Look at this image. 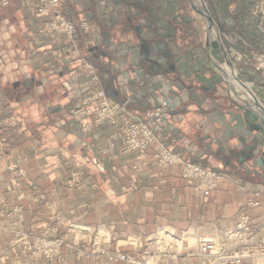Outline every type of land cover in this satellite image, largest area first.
<instances>
[{
  "label": "crops",
  "instance_id": "obj_1",
  "mask_svg": "<svg viewBox=\"0 0 264 264\" xmlns=\"http://www.w3.org/2000/svg\"><path fill=\"white\" fill-rule=\"evenodd\" d=\"M182 1L62 0V6L70 18L88 15L103 28L101 52L90 46L98 53L95 62L96 57L113 62L110 51L116 58L121 54V39L110 30L133 32L129 52L133 58L139 52L138 66L149 85L133 81L129 107L142 114L170 100L175 109L164 127L169 147L224 175L208 195L195 190L179 165L160 166L152 147L122 154L120 127L89 120L83 130V119L69 113L86 78L68 75L67 41L60 33H38L33 0L4 6L0 0V264H206L210 258L196 252L203 240L223 246L264 240V133L255 127L263 122L247 115L250 110L261 115L255 106L232 98L235 91L250 94L254 84L257 99H264V74L253 70V56L264 51V43L250 0H205L223 43L236 49L231 61L251 80L245 86L236 70L229 77L213 59L207 34L192 26ZM123 14L125 26L119 21ZM133 58L128 70L98 72L113 101L127 97L123 84H131ZM10 115L17 125L9 124ZM242 216L248 231L239 226ZM29 237L62 238L60 256L35 257L25 248ZM80 248L85 256L77 254ZM101 248L135 261H109ZM175 249L181 250L177 256L170 254Z\"/></svg>",
  "mask_w": 264,
  "mask_h": 264
},
{
  "label": "built area",
  "instance_id": "obj_2",
  "mask_svg": "<svg viewBox=\"0 0 264 264\" xmlns=\"http://www.w3.org/2000/svg\"><path fill=\"white\" fill-rule=\"evenodd\" d=\"M8 2L9 0H1L3 6ZM33 3L36 6V17L41 20L37 29L38 33L50 37L57 33L62 34L68 44V50L63 53V59L70 64L67 69L68 75L73 78L81 73L82 77L86 78L83 86L84 93L79 103L70 110L74 118L83 119L82 129L88 130L89 120L99 125L110 123L114 127H120L122 139L119 143V151L122 154L142 153L152 147L153 158L160 166L179 165L182 176L193 181L195 190L208 195L224 178V175L216 169L205 168L185 160L181 153L169 147L164 137V127L169 114L175 109L170 100L165 97L159 104L147 107L142 114L130 109L131 92H134L133 81L149 83V77L139 68L138 62L134 59L132 63L134 68L131 70V84H123L126 99L124 101L111 100L102 87L97 69L84 57L78 41L79 32L87 34L91 30L99 29L98 24L94 23L95 20L88 15H81L77 20L70 18L62 6V0H33ZM250 14L255 19L260 39L264 43V0H250ZM117 59L121 63L125 60L122 57ZM253 60V70L264 74V51L255 53ZM69 88H71L70 85ZM137 92L145 91L138 89ZM119 115L123 116L120 122L117 121ZM8 122L13 125V118L9 117ZM101 153L105 154L106 150H102ZM94 162L96 165V160ZM239 226L245 231L249 230L247 216L241 217ZM63 243L62 238L29 237L25 242V248L37 258H54L60 256ZM99 252L109 261H135L134 257L128 254L108 252L103 248ZM196 252L210 258L206 264H244L249 259L264 260V240L250 238L230 246L218 245L212 240H203ZM180 253V249H175L170 254L177 256ZM77 254L85 256L86 251L80 248Z\"/></svg>",
  "mask_w": 264,
  "mask_h": 264
},
{
  "label": "rangeland",
  "instance_id": "obj_3",
  "mask_svg": "<svg viewBox=\"0 0 264 264\" xmlns=\"http://www.w3.org/2000/svg\"><path fill=\"white\" fill-rule=\"evenodd\" d=\"M158 5L160 6V4H158ZM181 5H182V8L181 9L183 10V12L184 13L187 12L188 15H189V17L191 18V20H192V26L193 25L194 26H198V30L200 31V34L206 33L205 30L207 28V22L208 21H207V19L205 17H200V15L195 11V9H198V10H207V11H209L208 13L210 15H212L211 12H210V10H209V8L208 7L206 8V2H205V0H183L181 2ZM211 17L213 18V21H214L215 20L214 17L213 16H211ZM126 18H127V14H123L122 16H120L119 21H120L121 25L125 26ZM94 23L96 24V20L94 21ZM135 24H139V22L136 20V23L135 22L131 23V26H134ZM100 26H99V29L98 30H91L90 33L87 32V34L86 33H83V32H79V34H78V41H79V44H80V47H81V51H82L84 57L87 60H89L94 65V67L97 69V71L99 73H101V70H105V72H107V73L110 74L111 73V70H113V71H115V74H116V69L117 68L118 69H124V71L130 69L131 68V66H130L131 64H129L130 63L129 57L130 58L131 57L133 58V56H131V54L129 52L128 44L135 43V39H136L135 38V35L133 34L132 31H130L128 33H123L122 31H120V32L117 33V32H115V30H110L109 31L110 34H112V36H115L116 37L118 35V38L121 39V41H119V42H120V45H121L120 48H121L122 51H121V54H120L119 57H122V58L125 59V60L122 61L123 63H121V61H118V59L116 58L117 56L113 57L111 51L110 52L108 51L111 54L110 55L109 53H107L106 50H103V51H105L107 53V57L113 58V62L111 61V59H108L107 61H104L103 59H99L98 57H96L97 58V61L96 62L94 61V59H95L94 58V55L96 56L98 53L96 54L95 52L91 51L90 46H96L97 52H101V46H102V44L104 42V39H101V35L103 34V28L100 27ZM216 27L215 26H212V29L210 30V38H214L216 36L217 29H218V28L216 29ZM83 37H84V40L82 39ZM84 42H86V46L85 45L83 46V43ZM126 58H127V60H126ZM133 59H135L138 62V65L139 66L142 65V62L140 60V54H139V52H134V58ZM234 69L237 71V73L239 74V76L242 78V82H243L242 84L244 86H245L246 82H251L250 78L247 77L248 76L247 73L240 72V70L238 69V65H236L234 67ZM115 74H114V76H115ZM220 78H221V81H222L223 85L225 86V88H227L228 92H231L230 91V89H231L230 88V85H229L228 81L224 78V75L222 73H221ZM60 84H62V83H60ZM147 85H149V84H147ZM67 86L69 87V83L68 82H65L63 87L68 89ZM145 89H146V87H145ZM249 89L251 90V93L253 95H255L254 94V92H256L255 85L254 84H251V87ZM232 98H234L240 104L243 103L241 100H239L234 95L232 96ZM69 115L72 116L70 113H69ZM10 117L13 118L14 125H17V121H18L17 118L14 115H10ZM17 130L18 131L21 130L19 128V126L17 127ZM75 143L80 148H82L83 145H84V142H83V139L82 138H77V142H75Z\"/></svg>",
  "mask_w": 264,
  "mask_h": 264
},
{
  "label": "water",
  "instance_id": "obj_4",
  "mask_svg": "<svg viewBox=\"0 0 264 264\" xmlns=\"http://www.w3.org/2000/svg\"><path fill=\"white\" fill-rule=\"evenodd\" d=\"M195 11L200 15V17H205L207 19V28H206V42L208 46H211L212 48L215 49V52L211 49L210 50V54L213 57V59H215L218 62H222L223 59L225 58L227 61V65L229 67L234 68L236 66V64L234 62L231 61V58L234 57L236 55V49L232 46L227 45L226 43H223V36L222 34L218 31L213 18L211 17V15L208 13L207 10H198L195 9ZM212 26H215L217 29V34L214 37V40L212 41L210 38V30L212 29ZM260 102L264 104V99L259 98ZM260 104V103H259ZM258 110L260 112L262 116L258 115L255 111H249V113L247 114L250 117V120L252 122H260L262 120L263 124H258L257 126H255L257 129L262 130V132L264 133V106L262 105H257ZM248 108H250L247 105ZM242 109H245V107L242 106Z\"/></svg>",
  "mask_w": 264,
  "mask_h": 264
},
{
  "label": "bare ground",
  "instance_id": "obj_5",
  "mask_svg": "<svg viewBox=\"0 0 264 264\" xmlns=\"http://www.w3.org/2000/svg\"><path fill=\"white\" fill-rule=\"evenodd\" d=\"M213 35V34H212ZM211 40L213 41L214 40V38H211ZM212 48V47H211ZM225 59V58H224ZM223 59V61L221 62V68H222V70H224L228 75H229V77H230V75H231V70L232 69H234V68H232V67H229L228 65H227V61H226V59L224 60ZM219 69V68H218ZM235 70V69H234ZM226 73H225V76H224V78L227 76L226 75ZM230 85V84H229ZM230 88H232L231 86H230ZM231 90V89H230ZM232 92V91H231ZM235 94H236V97L238 98V99H240V100H242V101H245V102H247V104L249 105V107H252V105L253 106H255V108L258 110V106H257V103H259L260 102V100H258L257 99V97L255 96V95H253L252 93H244L243 91L241 92V91H235ZM261 103V102H260Z\"/></svg>",
  "mask_w": 264,
  "mask_h": 264
},
{
  "label": "trees",
  "instance_id": "obj_6",
  "mask_svg": "<svg viewBox=\"0 0 264 264\" xmlns=\"http://www.w3.org/2000/svg\"><path fill=\"white\" fill-rule=\"evenodd\" d=\"M138 5H139V4H138ZM138 5H137V6H138ZM138 8H140V7H138ZM140 9H141V8H140Z\"/></svg>",
  "mask_w": 264,
  "mask_h": 264
}]
</instances>
